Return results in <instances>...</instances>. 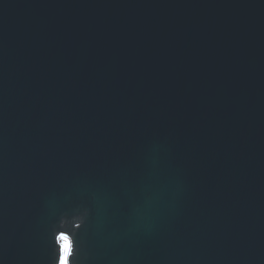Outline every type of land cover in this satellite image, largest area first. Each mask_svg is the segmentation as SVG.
<instances>
[{
    "label": "water",
    "instance_id": "1",
    "mask_svg": "<svg viewBox=\"0 0 264 264\" xmlns=\"http://www.w3.org/2000/svg\"><path fill=\"white\" fill-rule=\"evenodd\" d=\"M264 264V0H0V264Z\"/></svg>",
    "mask_w": 264,
    "mask_h": 264
},
{
    "label": "snow or ice",
    "instance_id": "2",
    "mask_svg": "<svg viewBox=\"0 0 264 264\" xmlns=\"http://www.w3.org/2000/svg\"><path fill=\"white\" fill-rule=\"evenodd\" d=\"M58 249L56 264H74V261L71 260L74 251L72 243L70 245H65L63 249Z\"/></svg>",
    "mask_w": 264,
    "mask_h": 264
},
{
    "label": "rangeland",
    "instance_id": "3",
    "mask_svg": "<svg viewBox=\"0 0 264 264\" xmlns=\"http://www.w3.org/2000/svg\"><path fill=\"white\" fill-rule=\"evenodd\" d=\"M59 244H60V246H61L62 249H63V247H64L65 245H70L71 242H70V240H69L68 238L65 239L64 237H60V238H59Z\"/></svg>",
    "mask_w": 264,
    "mask_h": 264
}]
</instances>
